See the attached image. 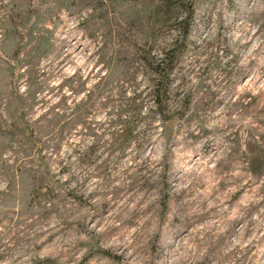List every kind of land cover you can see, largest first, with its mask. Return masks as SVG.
<instances>
[{"label": "rangeland", "instance_id": "rangeland-1", "mask_svg": "<svg viewBox=\"0 0 264 264\" xmlns=\"http://www.w3.org/2000/svg\"><path fill=\"white\" fill-rule=\"evenodd\" d=\"M0 264H264V0H0Z\"/></svg>", "mask_w": 264, "mask_h": 264}, {"label": "trees", "instance_id": "trees-1", "mask_svg": "<svg viewBox=\"0 0 264 264\" xmlns=\"http://www.w3.org/2000/svg\"><path fill=\"white\" fill-rule=\"evenodd\" d=\"M163 1L166 3V0H163ZM182 6H183V1H182ZM184 8H185V7H184ZM186 9H187V11L189 12V14L192 13L190 3L187 4ZM10 13H11V12H10ZM11 16H12L13 18H16L15 16L12 15V13H11ZM13 22H14L15 26L18 25L16 21L13 20ZM147 54H148V53H147ZM178 54H179V53H176V54L174 55L173 59L171 60V65L169 66L170 70L175 66V63L177 62V59H178ZM145 60H146L147 65H148V66H149L154 72H158V71H159V64H156V63H155V60H154L153 57H151V56L148 54ZM155 97H156V99H155V103L157 104V106L159 105V106L161 107V106H162V98L164 97V94H163V93L160 94V92H159V94H157V93L155 94ZM163 113H164V112H162V114H163ZM12 133H13V132H12Z\"/></svg>", "mask_w": 264, "mask_h": 264}]
</instances>
